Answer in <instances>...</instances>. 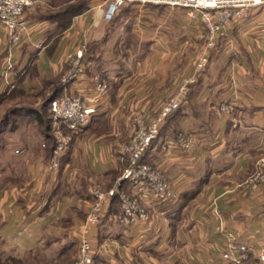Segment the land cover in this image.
I'll return each instance as SVG.
<instances>
[{
  "label": "crops",
  "instance_id": "0c3cea01",
  "mask_svg": "<svg viewBox=\"0 0 264 264\" xmlns=\"http://www.w3.org/2000/svg\"><path fill=\"white\" fill-rule=\"evenodd\" d=\"M32 1L26 9L28 33L13 49L9 80L25 94L34 89L48 97L62 94L63 87L52 81L60 83L66 53L92 32L103 45L111 39V46L105 50L98 40L89 44L86 75L64 91L87 98L95 73L109 87L97 97V115L74 135L56 174L47 167L43 127L34 114L46 104L43 97L35 105L14 101L11 118L1 120L0 264H69L90 208L91 188L109 189L121 174L118 153L130 139L131 120L153 117L182 80L193 75L197 81L146 156L165 172L177 199L151 209L152 218L144 225L101 220L93 240L94 264H227L220 222L251 247L261 246L264 184L253 191L245 182L264 158V5L227 27L199 72L206 32L198 12L129 4L105 34L104 23L96 20L91 26L99 0H68L85 8L50 37L61 7L51 0ZM53 38L58 39L49 51ZM9 42L0 24V95L8 90L3 75ZM39 42L43 47L37 49ZM105 51L114 59L106 60ZM182 133L195 138L193 148L164 149Z\"/></svg>",
  "mask_w": 264,
  "mask_h": 264
},
{
  "label": "built area",
  "instance_id": "2783aa9c",
  "mask_svg": "<svg viewBox=\"0 0 264 264\" xmlns=\"http://www.w3.org/2000/svg\"><path fill=\"white\" fill-rule=\"evenodd\" d=\"M32 4V0H0V24L10 39L3 78L10 87L14 83L9 80L7 72L13 68V49L20 47L28 33L30 22L26 9ZM129 4L188 8L192 12H198L206 32L205 47L196 64L200 72L206 69L210 52L225 35L227 27L243 18L252 8L264 5V0H99L93 9L96 17L91 26L96 20L104 24L109 23L122 7ZM34 47L40 49L43 43H36ZM87 50L88 42L86 37H83L75 48L66 53V68L60 78L63 92L51 96L47 105L54 140V149L47 167L55 174L60 170L61 159L68 152L74 135L81 132L97 115V97H101L109 87L108 82L95 73L92 76L94 88L87 98L79 93L64 91L67 85H72L74 81L86 75L90 65ZM196 81V75L184 78L178 90L168 97L153 117H133L130 122V139L121 145L118 153V161L123 165L121 174L109 189L104 190L98 186L91 188L92 201L81 227L78 250L70 264H94L96 250L93 240L98 235L101 220H118L129 227L144 225L152 218L151 209L170 204L177 199L165 172L156 164L141 162V159L159 139L163 125L178 110L183 99L189 94L191 85ZM195 144L193 136L182 133L174 140L166 142L164 149H191ZM256 165L245 182L253 191L264 184V158ZM124 182L128 183L129 190L122 188ZM113 196L119 198V214L108 213ZM215 212L221 219L219 211ZM217 230L227 241V247L222 253V258L227 264H264V243L257 249L253 248L246 241L238 239L234 231L227 230L222 222L218 224Z\"/></svg>",
  "mask_w": 264,
  "mask_h": 264
},
{
  "label": "trees",
  "instance_id": "16d2710c",
  "mask_svg": "<svg viewBox=\"0 0 264 264\" xmlns=\"http://www.w3.org/2000/svg\"><path fill=\"white\" fill-rule=\"evenodd\" d=\"M67 1L68 0H51L52 3H54L56 5H60L61 8L59 10H61V11L59 12L60 14L58 15V18H57V27L54 30V32L52 33V35H50V37L60 34L66 27H68L71 24V17L73 15H76L77 13H79L80 11H82L85 8L84 6L68 4ZM57 39L58 38H53V42L50 45L49 51L55 46ZM21 78L22 77L20 76L19 80ZM52 84L56 88L58 87V85H60V83L58 84V82H55V81H52ZM15 87L22 89L18 84L17 85L13 84L12 87L8 86L7 89L12 91L13 95H16V94H14L15 89H16ZM61 89H62V87H61ZM20 91H23V90H20ZM20 91H17V92L19 94H21ZM60 91H62V90H60ZM5 95H7V94L3 93L0 95V101H1V99H3V97H5ZM56 95H58V94H56ZM48 102H49V99L47 100V105H48ZM42 110L43 109L35 110L34 114H35V117L37 118V120L39 121V123L43 127V134H44V140H45L46 151H47V160L49 161L51 154H52V151L54 149V140H53L52 133L50 131L51 119H50L49 115L46 113V111L45 110L42 111ZM148 153H149V151L141 159V162H150V161L146 160V156ZM122 188L124 190H129L128 183H126V182L122 183ZM108 213H110V214L118 213L119 214V198H118V196L112 197Z\"/></svg>",
  "mask_w": 264,
  "mask_h": 264
},
{
  "label": "rangeland",
  "instance_id": "374dc122",
  "mask_svg": "<svg viewBox=\"0 0 264 264\" xmlns=\"http://www.w3.org/2000/svg\"><path fill=\"white\" fill-rule=\"evenodd\" d=\"M114 19V18H113ZM112 19V20H113ZM112 20L109 22V23H107V24H105V26H103V28H102V30H103V32H105V34L108 32V30L110 29L109 27L112 25V24H110L111 22H112ZM87 29V28H86ZM86 33V32H85ZM104 34V33H103ZM90 36H86V34L84 35V37H86V40H87V42H88V50H87V55L89 54V52H91V51H89V44L91 45V44H93V42H97V40H98V36L95 34V33H90L89 34ZM98 41H100V46H101V48L103 47L105 50H107V49H109V47L111 46V39H110V41H109V43L108 44H104L103 45V42H101L102 41V39H99ZM107 48V49H106ZM110 51H105V54L103 55V57L106 59V60H113L114 59V57H115V54H110L109 53ZM114 55V56H113ZM116 57H121V58H123V57H126V56H123V55H118V56H116ZM120 61V60H119ZM117 64V63H116ZM32 74L33 73V71H32V69H30V72H29V74ZM54 86V85H53ZM55 87V86H54ZM53 87V88H54ZM16 89H15V92H14V94H16V95H13L12 94V91H10V90H7L6 92H4L5 94H7V95H5V97H3V99H1V101H0V124H1V120L3 119V118H7L8 117V119H10L11 118V116H10V113H11V109H12V106L13 105H16V103L14 104L13 102L14 101H16V100H18L17 102H21L22 100L24 101V103L26 104V103H28V104H34L35 105V102L38 100V99H40V98H42L43 97V101H44V103H46L44 106H43V108H40V109H43L42 111H46V113L48 114V111H47V100L49 99V97L46 95V93L45 92H43V91H39L38 89H34L33 87H31V89H34L32 92H30L29 94H25V92L24 91H20V90H23V89H20V88H17V87H15ZM17 91H20L21 92V94H19ZM17 92V93H16ZM13 95V96H12ZM48 98H47V97ZM51 96H53V95H51ZM46 98V99H45ZM35 101V102H34ZM49 115V114H48ZM51 124V123H50ZM51 127V126H50ZM50 131H51V128H50ZM5 141L7 142V146L8 145H11L12 144V138L10 137V135H6V139H5ZM4 158H6V157H4L3 156V159ZM1 159H2V156H1V154H0V162H1ZM123 166V165H122ZM6 171H4L5 172V174L4 175H7V176H10V172H9V170H7V169H5ZM72 178H74V177H72ZM77 250H78V248H77ZM77 252V251H76ZM76 254V253H75ZM75 256V255H74ZM74 258V257H73ZM73 260V259H72ZM72 262V261H71ZM70 262V263H71ZM69 263V264H70Z\"/></svg>",
  "mask_w": 264,
  "mask_h": 264
}]
</instances>
